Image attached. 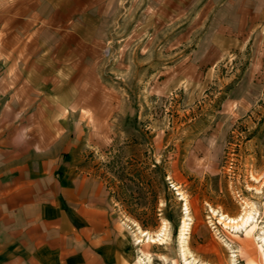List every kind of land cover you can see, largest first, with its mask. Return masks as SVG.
<instances>
[{"label": "rangeland", "instance_id": "1", "mask_svg": "<svg viewBox=\"0 0 264 264\" xmlns=\"http://www.w3.org/2000/svg\"><path fill=\"white\" fill-rule=\"evenodd\" d=\"M79 2L97 49L61 155L106 191L136 263L186 264L188 216L192 264H264V0Z\"/></svg>", "mask_w": 264, "mask_h": 264}, {"label": "crops", "instance_id": "2", "mask_svg": "<svg viewBox=\"0 0 264 264\" xmlns=\"http://www.w3.org/2000/svg\"><path fill=\"white\" fill-rule=\"evenodd\" d=\"M80 10L0 0V264H137L106 191L61 155L97 49V17Z\"/></svg>", "mask_w": 264, "mask_h": 264}, {"label": "bare ground", "instance_id": "3", "mask_svg": "<svg viewBox=\"0 0 264 264\" xmlns=\"http://www.w3.org/2000/svg\"><path fill=\"white\" fill-rule=\"evenodd\" d=\"M185 211H187V207L184 208ZM188 213V211L186 212ZM213 213H217V210H213ZM222 219H225V221L227 222V220L229 222H231L230 224L233 225V228H242V226L244 227H251L252 226V221L254 220V217H253V213L251 211H248V212H245L244 215H242V217H237V218H233V217H229V216H225L224 214H221L220 217H219V220H222ZM188 221H190V218L188 216H186L183 220H182V231H181V234H180V238H179V241L181 243V256H183V259H185L186 261V264H192L191 260H189L187 258V254H190L189 250H188V242H187V235H188V230H189V223ZM138 229L140 230L139 233L141 234L140 237H137V240L139 243L143 242V239L142 237L146 238V241L148 242H155V241H162L163 240V237L160 238L159 234H158V238L156 239V237L154 236H150L148 232L146 231H143L140 229V227H138ZM166 230L163 229L161 230L159 233H162V232H165ZM163 235V234H162ZM260 239L262 240V243L264 244V231H263V235L260 237ZM191 256V255H190ZM149 259V258H148ZM193 261H196V259H194ZM197 262V261H196ZM194 264H197V263H194ZM200 264H203V263H200Z\"/></svg>", "mask_w": 264, "mask_h": 264}]
</instances>
